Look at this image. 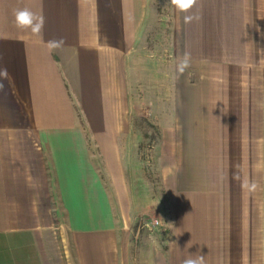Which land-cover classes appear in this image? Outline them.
I'll return each mask as SVG.
<instances>
[{"label": "crops", "instance_id": "crops-1", "mask_svg": "<svg viewBox=\"0 0 264 264\" xmlns=\"http://www.w3.org/2000/svg\"><path fill=\"white\" fill-rule=\"evenodd\" d=\"M23 8L45 17L42 39L14 26ZM190 14L185 24L168 0H0V264H264V77H252L264 69V0H198ZM142 37L147 111L157 57L173 80L157 117L160 190L146 195L160 226H143L150 208L130 186ZM251 137L255 195L241 187L249 161L230 160Z\"/></svg>", "mask_w": 264, "mask_h": 264}, {"label": "rangeland", "instance_id": "rangeland-1", "mask_svg": "<svg viewBox=\"0 0 264 264\" xmlns=\"http://www.w3.org/2000/svg\"><path fill=\"white\" fill-rule=\"evenodd\" d=\"M144 39H145L144 37H142V39L140 38V41L137 44V49L140 50L138 58H137V62H136L137 72L135 74L137 76V80L135 79L137 82L136 84L137 91L135 93L132 91L134 89L130 91V92H133L132 95H134V98L136 100L130 106L129 111L127 110L126 112L127 115H131L133 117L132 118L133 121L131 122V129L134 132H140L143 136V138L141 140L139 139L138 142H137V139L133 138L129 143H127V145L129 146L131 145V147L137 145V152H138L137 167L132 168V170L130 171V175H131V172L135 175L131 181V184H132L130 185L131 191L135 194L139 192L143 195L142 199L144 200L140 202V204L142 203L143 205L142 210L146 212V210L150 208V211L144 214L145 218L143 220V226H145V224L147 223L154 225L155 220H160V218L157 216V207L154 206L155 204L153 205V203H149V201H147L148 198L146 197V195H148L149 193L157 195L160 190L159 189L160 170L158 169V166H157L158 161L154 153L155 147L159 145V141H160L159 125L157 124L158 123L157 117L161 115V111H162L161 109L166 108L163 105V102H166V100L169 99V94L170 96H173V92L170 89L171 82L173 80L170 79L168 75L167 76L165 75L166 72L168 73L169 65L167 61H169V58H166L165 60L167 61H165L164 58L161 59V57H157L155 59L157 66L155 65V74H154L155 87L157 86V88H155L154 90V99H153L154 105L153 107H149V111L146 110V105L150 103V100L147 99L146 101V92H145V88L143 85L144 78H145V48H146L145 46L146 43ZM150 47H152V43H150ZM156 69H158V71L163 70L162 72L165 76H163V74L161 73L160 74L157 73ZM227 77H229L228 73H227ZM252 77L256 82H259V80L261 81L264 77V69L256 70V72L252 74ZM163 78L165 80L167 79L168 81L166 80L162 82ZM247 78H249L248 73H245L244 75L241 74L238 81L239 82L243 81V83H245L247 82ZM140 85H143V87L140 88ZM162 86L163 87L166 86L167 88L162 89L161 88ZM244 86L246 89L247 87L246 83L244 84ZM239 87L240 86H238V88ZM148 92H151V91H148ZM147 102L148 104H146ZM260 139L261 138H257V137L250 138L249 146L251 145V147H250L249 153H247L246 151V154L242 155V154L235 152L234 154L230 155L231 157L230 160L233 162V163L230 162L231 166L234 164V162L237 161V158L240 161V157L242 158L245 156L246 164H247V161H249L250 168L249 169L246 168L245 172L249 173L250 182H253V179H256V180L258 179L257 172L253 173V171H254V167L257 168V165L260 164L261 159H262L261 146L257 148V145H261ZM243 143H246V139H243L241 141L235 140L231 144V147L235 146L234 151H236V149L237 151H239L240 147L245 145ZM247 157H249V160L247 159ZM234 172H236V170ZM253 175L255 176L254 178H253ZM131 178H132V175L130 176V179ZM250 195H255L254 191H251ZM253 200L254 198L251 197L252 208H257L258 201L256 200L255 202H253ZM156 233H158V231L153 232V234H156Z\"/></svg>", "mask_w": 264, "mask_h": 264}, {"label": "clouds", "instance_id": "clouds-1", "mask_svg": "<svg viewBox=\"0 0 264 264\" xmlns=\"http://www.w3.org/2000/svg\"><path fill=\"white\" fill-rule=\"evenodd\" d=\"M198 0H168V4L174 6V8L181 13H184V23L189 24L194 20H198L199 16L190 14L191 10L197 5ZM14 16V26L21 31H28L32 36L43 37V30L45 25V17L43 14H37L28 8L16 9L13 12ZM64 41L60 40H50L47 41V48L49 52L63 47ZM191 67V54L185 52L183 56L179 59V62L174 65L173 71L182 75L187 69ZM0 78L9 79V73L6 68H0ZM4 85L0 83V91H3ZM234 178L240 180L238 174H234ZM242 189L246 191H254L256 184L250 182L247 178H244L241 182ZM183 264H206L205 256L200 254L190 255L188 258L184 259Z\"/></svg>", "mask_w": 264, "mask_h": 264}, {"label": "built area", "instance_id": "built-area-1", "mask_svg": "<svg viewBox=\"0 0 264 264\" xmlns=\"http://www.w3.org/2000/svg\"><path fill=\"white\" fill-rule=\"evenodd\" d=\"M160 225H161L160 220H155V221H154V226H160Z\"/></svg>", "mask_w": 264, "mask_h": 264}]
</instances>
